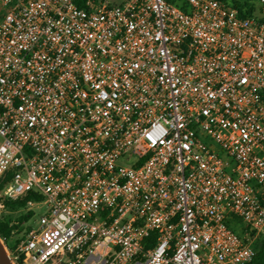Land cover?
<instances>
[{"label": "built area", "instance_id": "built-area-1", "mask_svg": "<svg viewBox=\"0 0 264 264\" xmlns=\"http://www.w3.org/2000/svg\"><path fill=\"white\" fill-rule=\"evenodd\" d=\"M0 191L46 211L11 264H250L264 241V0H0ZM237 220L243 231H238Z\"/></svg>", "mask_w": 264, "mask_h": 264}, {"label": "trees", "instance_id": "trees-1", "mask_svg": "<svg viewBox=\"0 0 264 264\" xmlns=\"http://www.w3.org/2000/svg\"><path fill=\"white\" fill-rule=\"evenodd\" d=\"M169 1H172V0H169ZM232 4L235 7L239 8L240 10L245 8L247 13H252L256 8L255 4L250 3L249 0H245L243 2L238 1V0H233ZM12 175H13V171L10 170L6 173L5 177L0 180V191L2 190L4 185L11 179ZM31 198L39 199V197L29 192L18 200L6 201V208L11 209V210L22 209L25 207L26 201ZM32 216H33V212L29 210L25 214L18 217V220L14 223L7 222L3 220L2 218H0V237L2 240H4L8 248H10L8 245L9 239L15 234V231H18V233L16 234H21L20 231H23V228H21V225L29 221ZM237 223H239L238 226H236L237 230L243 231V228L241 226V221L237 220ZM250 264H264V241H263L261 248L259 249V252L256 258Z\"/></svg>", "mask_w": 264, "mask_h": 264}, {"label": "rangeland", "instance_id": "rangeland-1", "mask_svg": "<svg viewBox=\"0 0 264 264\" xmlns=\"http://www.w3.org/2000/svg\"><path fill=\"white\" fill-rule=\"evenodd\" d=\"M109 1L114 5H120L126 0H109ZM227 1L230 3L233 2V0H227ZM238 1L243 2L245 0H238ZM249 2L255 4V6L259 8V0H249ZM27 211L29 210L26 208H22L18 210H11V209L5 208L3 211L0 212V218H2L3 220L7 222L14 223L18 220V217L25 214ZM31 211L33 212V216L30 218L29 221L23 223L21 225V228L25 229L29 225H34L38 221L39 217L45 213L46 206L44 204H36L31 209ZM20 232L22 233V231ZM16 233H18V231H15V234L9 239L8 241L9 247H12L17 242V240L20 238L21 234H16ZM2 241L6 245L4 240Z\"/></svg>", "mask_w": 264, "mask_h": 264}, {"label": "water", "instance_id": "water-1", "mask_svg": "<svg viewBox=\"0 0 264 264\" xmlns=\"http://www.w3.org/2000/svg\"><path fill=\"white\" fill-rule=\"evenodd\" d=\"M0 264H11L7 253V247L0 237Z\"/></svg>", "mask_w": 264, "mask_h": 264}]
</instances>
